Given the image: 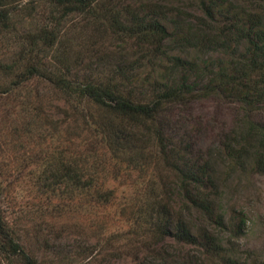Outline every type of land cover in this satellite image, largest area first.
<instances>
[{
  "label": "trees",
  "instance_id": "trees-1",
  "mask_svg": "<svg viewBox=\"0 0 264 264\" xmlns=\"http://www.w3.org/2000/svg\"><path fill=\"white\" fill-rule=\"evenodd\" d=\"M195 2L198 15L189 25L167 0H0V100L31 86L19 113L44 118L46 98L35 84L62 96L68 110L65 137L73 149L58 147L47 155L42 187L66 196L73 212L93 208L109 215L118 201L109 181L151 171L132 205L119 200L117 214L127 239L141 242L144 252L156 254L168 242L194 252L163 249L160 264H218L223 255L218 239L205 234L198 240L181 220V201L197 212L212 206L194 101L231 99L245 119L264 105V10L238 15L224 0ZM106 35L122 48L129 45L133 53L122 57L131 65L110 62L102 69L106 60L95 46ZM191 38L217 40L224 58L169 55V44L183 47ZM12 110L4 107L14 118ZM64 124L55 126L57 136ZM238 124L241 144H257L256 163H262L264 123ZM222 144L235 152L233 140ZM167 177L176 196L167 191ZM30 252L10 235L0 211V257L6 264H46Z\"/></svg>",
  "mask_w": 264,
  "mask_h": 264
},
{
  "label": "rangeland",
  "instance_id": "rangeland-1",
  "mask_svg": "<svg viewBox=\"0 0 264 264\" xmlns=\"http://www.w3.org/2000/svg\"><path fill=\"white\" fill-rule=\"evenodd\" d=\"M223 3L228 11L238 15L248 10H264V2L258 4L257 0H224ZM167 4L189 25L198 15L195 0H167ZM97 41L100 42L95 46L100 50L98 55H103L106 60L102 69L110 62L111 65L118 62L131 65L132 59L122 57L133 53L128 44L122 48L117 44L120 40L115 41L110 35L97 38ZM197 41L191 38L183 47L169 44L167 52L175 55L181 51L190 59L224 58L217 40ZM202 81L205 83V78ZM203 83L200 80L199 85ZM30 88L7 101L0 100V211L10 235L46 264H160L164 250L169 254L176 251L179 255L184 252L194 254L191 247L174 242L159 246L156 254L152 251L150 254L143 251L146 248L141 242L127 239L126 225L117 214L121 207L118 203L125 198L132 205L131 200L139 196L140 183L151 176L149 170L141 175L133 173L130 178L124 176L118 181H109L108 187L118 197L117 204L109 209L110 216L97 213L93 208L73 212L66 196L59 199L42 187L41 175L47 155L58 147L69 152L73 148L65 137L68 134L64 128L68 125V110L61 101L62 96L34 84L32 88L38 89L46 98L44 118H34L33 112L29 115L19 113V101ZM231 101L210 96L195 100L191 106L201 121V126L196 127L197 143L207 163L212 206L209 210L197 212L181 201V220L198 240L205 234L218 239L223 249L218 264H264V150L260 154L262 163H256V157L261 153L257 144L244 146L237 134L240 120H246V124L264 123V105L259 104L250 115L253 117L245 119L242 114L238 115L239 108ZM4 107L9 111L14 109L15 115L11 116L15 117L7 116ZM58 122L65 123L60 128L61 136L55 131ZM224 139L234 141L235 152L223 147ZM167 178V191H173L176 196L174 181ZM175 196L177 205L180 202ZM131 207L127 209L130 211ZM58 256H62L63 262ZM0 264H6L2 257Z\"/></svg>",
  "mask_w": 264,
  "mask_h": 264
}]
</instances>
